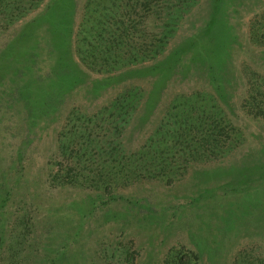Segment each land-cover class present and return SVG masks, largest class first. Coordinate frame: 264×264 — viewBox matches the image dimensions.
I'll list each match as a JSON object with an SVG mask.
<instances>
[{
  "label": "rangeland",
  "instance_id": "1",
  "mask_svg": "<svg viewBox=\"0 0 264 264\" xmlns=\"http://www.w3.org/2000/svg\"><path fill=\"white\" fill-rule=\"evenodd\" d=\"M27 2L0 6V264H176V251L189 264H264V119L241 108L243 67L264 79V42L248 39L264 0L175 6L185 11L164 48L111 72L83 58L97 43L87 38L86 0ZM110 8L124 10L97 13ZM142 15L147 27L155 22ZM194 92L216 106L193 140L200 157L185 154L177 180L120 181L107 192L56 177L74 162L84 168L62 149L73 109L96 115L91 139L110 142L89 167L101 168L148 145L177 96ZM221 118L240 133L218 148L230 128L216 136Z\"/></svg>",
  "mask_w": 264,
  "mask_h": 264
},
{
  "label": "trees",
  "instance_id": "2",
  "mask_svg": "<svg viewBox=\"0 0 264 264\" xmlns=\"http://www.w3.org/2000/svg\"><path fill=\"white\" fill-rule=\"evenodd\" d=\"M25 1L31 6H37L43 0H0V6H16V3H21V6ZM194 3L195 0H86L84 6L91 10L89 16L93 19L87 30V38L97 41L92 48L85 47L83 58H86V66L99 71L104 66L103 71L111 72L126 63L156 55L164 48L170 36L168 34L174 31L180 15L185 11L182 7L175 9V6H192ZM99 6H122L124 10L110 8L109 12L97 13ZM143 11L148 15V22L155 21L151 26L147 27L145 24ZM14 13L13 10L8 11V19L14 17ZM137 15L139 18L134 19ZM156 19L162 20L159 32L154 31V27L160 24ZM263 21L264 13H261L254 15L250 22L248 39L253 45H261L264 42ZM242 72L247 89L241 108L247 114L264 119V79L247 67H243ZM202 97L208 99L199 92H194L191 97L178 95L166 113V120L148 137V145L145 143L136 153L122 152L121 156L108 162L107 158H104V166L101 168L89 167L99 164L97 157L100 156L101 149H105V144L110 142L105 140L103 144H99L91 139L93 125L97 124L96 115L77 113L73 109L66 123L71 127L69 132L64 133L67 140L63 142L62 149L71 159L82 162L84 168L78 170L77 163L74 162L62 169L63 174L60 173L56 177L69 184L90 182L93 187L107 192L112 185L120 181L146 178L171 183L177 180L183 173L182 161L185 154L188 160L200 157L196 151L198 149L192 148L193 140L197 133L206 131L207 123L203 122L202 116L216 106L209 101L204 102ZM134 101L132 94L124 96L125 105H122V111L117 114L120 116V125L114 124L115 127L122 129L123 123L129 121ZM110 115H114V112ZM227 125L230 128L226 131ZM213 130L217 132L216 136H224L226 131L223 139H214V146L218 148L225 140L229 141V138L240 133L236 126L226 122L224 118L217 121ZM147 146L148 150L145 149ZM113 149L111 143L110 151ZM107 164H110V167H106ZM172 255L176 264H189V259H183L184 253L176 251Z\"/></svg>",
  "mask_w": 264,
  "mask_h": 264
}]
</instances>
